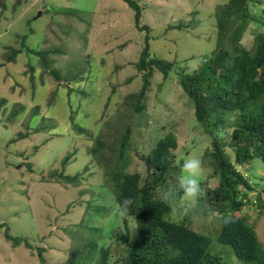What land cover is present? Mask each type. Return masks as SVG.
Segmentation results:
<instances>
[{"label": "rangeland", "instance_id": "obj_1", "mask_svg": "<svg viewBox=\"0 0 264 264\" xmlns=\"http://www.w3.org/2000/svg\"><path fill=\"white\" fill-rule=\"evenodd\" d=\"M31 1V5L24 8L23 4L16 13L9 6L2 14L0 7V65L6 62L0 66V99H8L4 108L11 107L10 113L14 107L24 106L21 117L0 122V226L5 227L0 229V264H94L97 257L94 263L86 260L90 253L86 228L93 225L100 229L110 226L105 246L118 258L125 247L109 236L123 233L126 227L135 234L136 224L132 218H121L115 198L101 189L106 176L81 173L77 186L63 180L60 183L54 171L62 170L65 157L78 150L68 174L83 172L90 160L87 150L100 134L104 143L116 148L112 157H118L120 136L117 140L116 137L120 132L116 131L128 125L129 118L127 113V118L121 120L126 113L124 99L143 87V73L135 64L146 36L151 38L152 57L169 62L187 60L181 65L185 70L198 68L205 55L216 47V7L229 0H135L141 11L139 26H148L149 32L138 30L134 10L122 0ZM259 1L251 4L256 16L264 10V0ZM179 26L181 29H177ZM257 26V22H252L242 40L249 49L254 46L252 31ZM23 36H28L25 44L31 48L61 50L50 55L52 69L66 82L56 81L40 59L27 52L13 63L5 59L10 47L23 49ZM30 65L36 70L33 80ZM171 76L172 80L164 83L161 90L158 87L163 75L156 71L151 79L147 92L151 123L146 126L142 118L141 124L134 122L131 126L133 147L126 156L129 171L139 170L145 176L146 167L139 156L149 154L169 134L178 143L176 161L192 156L203 160L214 149L211 138L196 121L193 104L178 85L177 74L172 72ZM36 106L42 107L43 113L40 110L30 119ZM71 111L78 113L74 124L70 123ZM10 113L6 112L5 117ZM25 132L28 137L8 144ZM223 133L220 136L229 142L230 135ZM224 148L231 153L227 146ZM90 168L93 172V166ZM205 169L203 180L209 174ZM243 169L253 187L250 200L254 203L260 197L263 208L246 205L242 213L249 214L248 222L264 244V163L255 159ZM212 182L211 186H215L217 181ZM102 197L107 208L103 215L86 205L89 198ZM71 202L77 204H71L65 213ZM184 217H188L195 231L211 238V254L221 255L226 264H243L231 248L219 243L222 223L209 219L202 207L201 214ZM7 228L13 237L28 240L31 247L24 242L13 247V242L5 237ZM79 233L84 236L82 241L76 237ZM101 235L105 237L104 233Z\"/></svg>", "mask_w": 264, "mask_h": 264}, {"label": "trees", "instance_id": "obj_2", "mask_svg": "<svg viewBox=\"0 0 264 264\" xmlns=\"http://www.w3.org/2000/svg\"><path fill=\"white\" fill-rule=\"evenodd\" d=\"M122 1L134 10L138 30L149 32L148 26H139L141 11L137 1ZM31 2V0H14V2L0 0V7L2 14L9 6L13 13H16L23 4L25 8L31 5ZM258 2L261 1L229 0L216 7V47L209 55H205L198 68L192 70H185L181 66L188 62L187 60L169 62L152 57L149 43L151 38L146 36L144 49L135 64L138 71L143 73V87L139 92L129 94L124 99L126 113L121 115V120L128 115V125L116 131V133L120 132L116 137L117 140L118 135L120 136L119 141H115L119 144V156L112 157L116 148L114 145L109 146L104 143L103 135L100 134L95 145L87 150L86 155L90 156V160L83 172L68 174V166L72 158L77 157L78 150L65 157L62 170L54 171L60 183H62L60 180H63L64 183L77 186L80 183L81 173L90 172V177L106 176L101 189L111 193L116 205L126 197H132L135 201L129 217H124L126 220L132 218L135 222V234L126 227L123 233L115 232L113 237L109 236L116 243L124 245L123 254L114 258L110 247L105 246L107 235H110L108 234L111 231L110 226L100 229L91 223L93 227L86 228L87 233L85 232L89 238L90 248L86 260L89 259L94 263L93 260L97 257L96 264H226L221 255L211 254L210 237L195 231L188 217L173 216L169 208L159 199L161 190L175 185L180 175V167L175 163L176 153H174L178 149V143L173 135H166L157 142L149 154L139 156L146 167L145 176L139 170L129 171V158L126 156L127 151L133 147L130 142L131 126L134 122L141 124L142 118L145 119L146 126L151 123L152 115L148 110L147 92L151 86V79L158 71L163 75V83L159 84L158 90H161L164 83L172 80V72L177 74L178 85L193 104L197 123L212 140L213 151L207 152L203 157L204 168L209 174L206 179H201L204 192L200 203L203 209L207 206L213 211L228 213L231 216L229 224H221L219 243L231 248L236 258L243 264H264V244L259 240L253 225L248 222L249 214L242 213L246 205L253 204L263 208L260 197L254 203L250 200L249 193L253 191V187L245 178L248 175L246 169H243L251 165L255 159H260L264 163V10L261 16H256L253 15L251 8L252 3ZM59 13L67 12L59 11ZM252 22H257L259 28L252 31L254 46L249 49L243 45L242 40ZM28 36L22 37L23 49L10 47L11 52L4 56L5 59L13 63L17 56L27 52L39 58L46 72L56 81L66 82L67 80L62 78L56 69H52L53 60L50 55L57 54L61 50H37L26 46L25 41ZM5 65L6 62L0 66ZM30 72L33 80L36 70L31 65ZM63 84L66 86V83ZM71 91L69 90L70 93ZM7 100L4 97L0 99V122H12L24 110L23 105L16 103L19 108L14 107L10 113L11 107L4 108ZM40 110L42 107L36 106L30 119ZM6 112L10 113L8 117H5ZM76 114L78 115L77 111H71L70 123L74 124ZM68 128L65 130L66 133ZM79 130L81 131V128ZM222 132L230 135L229 142L220 136ZM28 136V132L19 133L18 138L8 144H15ZM111 136L113 138L114 135ZM225 146L231 150V153L225 150ZM180 160L182 162L183 159ZM212 180L217 181L215 186H211V183H214ZM102 202H104L103 197L89 198L86 205L97 214L103 215L107 208ZM71 204L77 203L71 202L65 213L68 212ZM204 214L207 213L204 211ZM1 228H5L4 225H1ZM81 233L84 234V230H81ZM101 233H104L105 237ZM5 237L13 242V247L20 246L22 242L26 247H31L28 240L13 237L8 228ZM76 237L81 241L84 238L80 233ZM41 253L42 250L39 252L40 257H42Z\"/></svg>", "mask_w": 264, "mask_h": 264}, {"label": "clouds", "instance_id": "obj_3", "mask_svg": "<svg viewBox=\"0 0 264 264\" xmlns=\"http://www.w3.org/2000/svg\"><path fill=\"white\" fill-rule=\"evenodd\" d=\"M180 167V175L177 183L171 187L162 189L159 193L160 201L165 204L173 216L182 218L201 214V198L204 189L201 178L204 173V162L199 157H188L175 162ZM135 201L132 197L124 198L116 205V212L121 217H129L130 210ZM204 211L209 219H215L222 224H229L231 216L228 213H220L204 206ZM135 219V217H134ZM134 228L135 225H133Z\"/></svg>", "mask_w": 264, "mask_h": 264}, {"label": "water", "instance_id": "obj_4", "mask_svg": "<svg viewBox=\"0 0 264 264\" xmlns=\"http://www.w3.org/2000/svg\"><path fill=\"white\" fill-rule=\"evenodd\" d=\"M40 16L42 15V13L40 12V14H39Z\"/></svg>", "mask_w": 264, "mask_h": 264}]
</instances>
